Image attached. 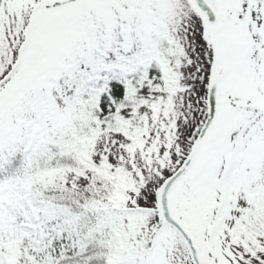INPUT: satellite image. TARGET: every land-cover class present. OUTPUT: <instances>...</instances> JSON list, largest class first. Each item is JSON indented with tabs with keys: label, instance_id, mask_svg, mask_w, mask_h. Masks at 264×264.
I'll return each mask as SVG.
<instances>
[{
	"label": "snow or ice",
	"instance_id": "1",
	"mask_svg": "<svg viewBox=\"0 0 264 264\" xmlns=\"http://www.w3.org/2000/svg\"><path fill=\"white\" fill-rule=\"evenodd\" d=\"M0 264H264V0H0Z\"/></svg>",
	"mask_w": 264,
	"mask_h": 264
}]
</instances>
